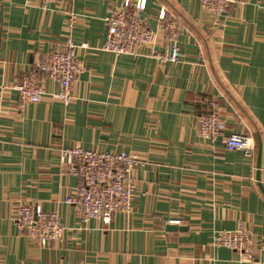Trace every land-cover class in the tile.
<instances>
[{
  "label": "crops",
  "instance_id": "obj_1",
  "mask_svg": "<svg viewBox=\"0 0 264 264\" xmlns=\"http://www.w3.org/2000/svg\"><path fill=\"white\" fill-rule=\"evenodd\" d=\"M123 1L57 0L46 9L42 0H0V264H264V252L249 261L212 243L215 231L238 224L264 242L256 179L258 172L264 189V0H237L220 16L198 0H146L155 45L137 58L99 49L107 10ZM161 8L184 54L175 64L152 56L162 49ZM67 36L84 70L66 106L51 97L58 85L35 63L62 49ZM25 76L46 93L19 111L10 85ZM213 110L226 135L251 136L252 157L199 136L197 118ZM67 146L143 159L133 170L129 213L80 223L63 202L81 183L59 163ZM21 203L56 211L61 239L46 246L28 239L13 223ZM173 220L178 229L167 230Z\"/></svg>",
  "mask_w": 264,
  "mask_h": 264
},
{
  "label": "built area",
  "instance_id": "obj_2",
  "mask_svg": "<svg viewBox=\"0 0 264 264\" xmlns=\"http://www.w3.org/2000/svg\"><path fill=\"white\" fill-rule=\"evenodd\" d=\"M57 0H42L43 8L48 9ZM201 10L220 16L237 0H198ZM146 0H124L119 8L110 7L104 17L106 36L99 49L114 56L128 55L137 58L140 49L155 45V32L144 17ZM258 8L264 13V3ZM161 29L162 49L152 56L161 63H178L184 58L177 43V28L166 18L164 8L157 14ZM73 26V20L67 28ZM85 44L80 45L84 47ZM78 46L67 36L62 49L50 52L37 60L35 68L51 82L58 85L53 99L69 105L72 88L84 64L75 56ZM10 89L17 94V109L23 110L29 103L42 100L45 90L30 76L13 82ZM199 136L211 146L220 142L224 149L240 151L252 157L255 143L251 136L243 133L226 135L222 116L215 110L201 114L197 118ZM59 163L66 172L81 179L79 186L64 198V204L74 206L79 212V221L85 224L91 219L109 223L116 212L129 213L132 208L134 182L133 170L143 159L125 151H97L80 146L61 147L58 151ZM179 220L168 221L177 224ZM14 225L24 231L28 239L46 246L50 241L62 237L64 227L56 211H44L29 203L19 204L13 218ZM212 243L239 252L252 261L256 251L264 252V242H258L248 228L238 224L235 228L221 229L212 235Z\"/></svg>",
  "mask_w": 264,
  "mask_h": 264
},
{
  "label": "water",
  "instance_id": "obj_3",
  "mask_svg": "<svg viewBox=\"0 0 264 264\" xmlns=\"http://www.w3.org/2000/svg\"><path fill=\"white\" fill-rule=\"evenodd\" d=\"M152 23L150 24V27H152ZM256 138H257V150H256V168L259 169L260 168V161H261V154H262V145H261V139H260V136H259V133H256ZM256 179L258 181V184L261 188V191L262 193L264 194V189H263V186L260 182V178H259V173L257 172V176H256ZM178 229V226L176 224H169L167 226V230H176Z\"/></svg>",
  "mask_w": 264,
  "mask_h": 264
}]
</instances>
